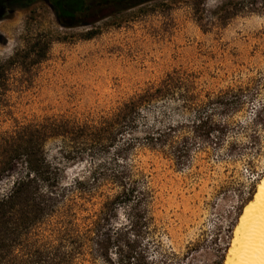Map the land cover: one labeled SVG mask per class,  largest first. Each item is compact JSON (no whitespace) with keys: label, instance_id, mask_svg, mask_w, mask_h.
I'll list each match as a JSON object with an SVG mask.
<instances>
[{"label":"rangeland","instance_id":"obj_1","mask_svg":"<svg viewBox=\"0 0 264 264\" xmlns=\"http://www.w3.org/2000/svg\"><path fill=\"white\" fill-rule=\"evenodd\" d=\"M103 13L93 24L65 27L46 0L5 5L0 61L21 53L0 103V136L51 116L99 119L169 73L178 71L184 82L188 74L203 96L216 99L209 139L191 144L184 165L142 147L130 159L154 190V235L164 250L185 254V264H226L239 219L264 177V0H144ZM90 32L95 36L86 38ZM183 92L145 107L141 126L185 124L190 134L194 118L173 99ZM59 146L51 139L45 152L61 163L65 183L92 174L94 161L66 160ZM0 186L8 191L11 181ZM110 187L106 195L116 193ZM101 201L79 200L88 209L82 215ZM115 222L131 225L124 209ZM75 264L102 261L88 254Z\"/></svg>","mask_w":264,"mask_h":264},{"label":"trees","instance_id":"obj_2","mask_svg":"<svg viewBox=\"0 0 264 264\" xmlns=\"http://www.w3.org/2000/svg\"><path fill=\"white\" fill-rule=\"evenodd\" d=\"M35 1L0 0V16L6 4ZM46 1L65 27L93 24L106 17L103 12L108 7L122 12L144 2ZM94 36L90 32L86 38ZM20 53L0 61V103L7 91L12 62ZM189 77L185 73L184 82L178 71L171 72L158 85L132 96L99 119L51 116L1 135L0 185L9 180L11 187L0 190V264H75L79 257L88 254L102 264H185V254L165 251L156 239L154 190L130 154L137 148H147L184 165L191 144L197 139H209L215 124L211 107L216 99L209 93L203 96V90ZM181 88L184 92L173 99L180 111H187L194 118L190 134H185V124L141 126L145 107ZM51 139L60 141L64 159L88 157L94 161L92 174L65 183L61 163L51 161L45 152ZM108 155L109 160L98 159ZM109 186L116 193L106 195L103 188ZM95 196L102 198L99 209L83 216L82 212L88 209L79 200L91 201ZM121 209L131 219L129 227L113 224Z\"/></svg>","mask_w":264,"mask_h":264},{"label":"bare ground","instance_id":"obj_3","mask_svg":"<svg viewBox=\"0 0 264 264\" xmlns=\"http://www.w3.org/2000/svg\"><path fill=\"white\" fill-rule=\"evenodd\" d=\"M262 211H264V177L258 185L254 198L246 205L239 219L233 246L230 249L233 257H229L226 264H236L242 254H247L256 261V264H259L261 256L264 254L260 247V229L264 224L260 219ZM246 235L251 236L250 241L244 239ZM244 245H250V247L246 249Z\"/></svg>","mask_w":264,"mask_h":264},{"label":"snow or ice","instance_id":"obj_4","mask_svg":"<svg viewBox=\"0 0 264 264\" xmlns=\"http://www.w3.org/2000/svg\"><path fill=\"white\" fill-rule=\"evenodd\" d=\"M260 219L262 222H264V211H262ZM260 238H261V245H260L261 251L262 253H264V224H262V227L260 229ZM244 239L250 241L251 236L246 235ZM244 247L247 249L248 247H250V245H244ZM236 264H256V261L247 254H242L236 261ZM259 264H264V254H262Z\"/></svg>","mask_w":264,"mask_h":264}]
</instances>
